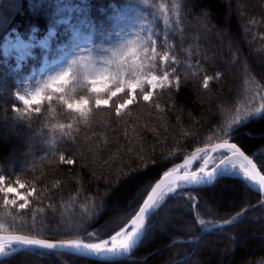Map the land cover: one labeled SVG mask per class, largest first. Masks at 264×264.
I'll return each mask as SVG.
<instances>
[{"label":"trees","instance_id":"1","mask_svg":"<svg viewBox=\"0 0 264 264\" xmlns=\"http://www.w3.org/2000/svg\"><path fill=\"white\" fill-rule=\"evenodd\" d=\"M2 3L7 12L0 10V44L10 30L27 39L31 33L42 38L54 28L55 36L48 37L46 48L30 47L19 67L0 52V134L5 127L11 134L0 140V174L5 184L18 178L26 190L36 189L23 210L6 209L0 193V233L51 241L109 238L135 215L163 172L227 138L264 172V111L243 116L264 105V0ZM148 37L159 52L175 57L164 70L170 79L179 78V87L159 89L144 101L150 90L145 84L117 115V106L129 97L125 84L108 106L97 108L95 99L107 98V90L98 97L91 80L103 87V77L115 73L131 42L150 44ZM57 56L61 60L54 62ZM42 58L47 64L40 74ZM134 59L139 62L134 57L126 64ZM155 64L146 71L162 75L159 57ZM61 72L69 73L66 82L53 87L63 91L46 89L53 99L39 105L40 113L13 110L24 107L17 94L28 95ZM206 77H211L207 88ZM61 96L68 102L88 99L87 116L69 110ZM237 110L241 123L229 128ZM259 201L244 180L223 175L209 186L169 195L148 220L135 251L138 260L103 263L21 251L0 264H188L195 258L198 264H264V241L252 234H264V205L251 208ZM233 217L234 223L201 233L199 219L215 225ZM100 232L103 239L89 236Z\"/></svg>","mask_w":264,"mask_h":264},{"label":"snow or ice","instance_id":"2","mask_svg":"<svg viewBox=\"0 0 264 264\" xmlns=\"http://www.w3.org/2000/svg\"><path fill=\"white\" fill-rule=\"evenodd\" d=\"M162 10L163 6H162ZM147 42H131L132 48L129 50L124 60L120 61L118 67L113 75L103 77V87H96L97 80H91L93 87L91 92L97 94L104 93L107 90V98H96L95 106L97 108L101 106H108L113 97H116L118 93L125 91V84L129 89L130 98L126 99L122 104H119L116 108V113L119 115L123 109H126L128 105L135 102V91L137 88L141 92L144 91V85L147 84L151 89H165L170 87H179V78L170 79V72L164 70L169 62L175 63V57L170 56L168 52H159L157 50L156 42L148 37ZM123 55V54H122ZM137 58L133 60L131 65L126 64V60L129 58ZM159 57L162 75L158 76L151 72H147V69H153L156 67L155 61ZM126 71H122L125 69ZM69 75L68 72L58 73L56 76L50 77V81H46L42 87L36 88L28 95L17 94V99L22 102L23 109L15 108L14 111L18 113H27L29 110L36 113H40L41 109L39 105L45 100L52 101V95H45V90L51 88L52 92H62V87H53L57 82L63 84L66 82V77ZM130 75L135 77L134 80L125 81L124 76ZM150 76V78H148ZM211 77L204 79L203 86L205 88L209 85ZM111 81L114 90L109 89L107 81ZM153 92L148 91L143 94V100L149 101L152 98ZM69 110L79 112L82 116H87L89 109V100L81 97L75 102H68L64 100V97H60ZM264 100V97H261ZM35 106V107H33ZM157 107H159L157 105ZM264 111V105L255 108L254 112L244 113V118L248 115L259 114ZM241 123V111L237 110V116L233 118L228 127L232 128L234 125ZM61 128L64 125H60ZM70 127V125H69ZM223 149L230 155H225L219 162L215 164V157L209 155L210 151H217ZM198 153L203 154V164L198 171L189 170V161H185L183 168V174H180L177 168L171 169L169 172L164 173V178L161 179L154 187L151 188V192L147 195V198L143 201V205L139 208L138 212L131 218L130 224L126 227L120 228L115 235L111 236L110 240H100L96 243L85 242L83 239H64L59 241H51L47 239L27 238L24 236H12L8 238L0 237V240L7 241V245L10 247L14 244H19L27 247H35L40 249H56L65 248L75 250L77 253L85 251L87 253H109L114 256H121L131 250L141 239L142 235L146 230L145 220L149 217L156 208L165 200V197L170 193L176 192L179 187L189 185H208L211 184L218 176L228 175L232 172H239L243 175V178L253 184L259 185V189L264 192V175L257 170V165L253 163L252 159L246 156L236 144L229 143L227 140L222 143L214 145L211 149H197ZM195 158V155L194 157ZM62 162L72 164L73 160H65L64 156H60ZM213 162L214 166L211 170H208L209 162ZM6 177L0 174V193L4 195L3 206L7 208H17L23 210L28 207L29 200L28 196H33L36 189L33 187L27 194L18 191V188H25L26 185L22 183L18 178L15 180V184L18 187H14L11 183L5 184ZM9 195H12L13 199H9ZM190 200H194V197L189 196ZM22 200L23 203L18 201ZM240 215L239 213L237 214ZM236 217H233L235 220ZM224 223H232V221L225 220ZM198 224L207 230V226L211 224L210 221L199 219ZM215 227L216 225H212ZM4 225L0 223V228ZM94 235L89 233V236ZM5 254V245L0 243V255Z\"/></svg>","mask_w":264,"mask_h":264},{"label":"rangeland","instance_id":"3","mask_svg":"<svg viewBox=\"0 0 264 264\" xmlns=\"http://www.w3.org/2000/svg\"><path fill=\"white\" fill-rule=\"evenodd\" d=\"M5 3H2L0 5V10H2V11L5 10ZM6 10L3 13H1V14L3 15L5 12H7ZM31 31H34V29H32ZM53 36H55L54 28L48 29L46 35L43 36L42 38H37L34 34L31 33V34H29L27 39L22 38L19 34L16 33L15 30H10L8 33L5 34L3 40H2V42L0 44V52H1V55L3 57H5V58H8V57L12 56V60L15 63V67H19V66H21V63L24 60L25 56L29 55V48L30 47L39 46V47H42V48H46L48 46V37H53ZM60 60H61V57L57 56V58L54 60V62H58ZM46 64H47V60L45 58H42V65L40 66V69H39L40 74H42L43 72L46 71ZM157 90H159V89L153 90L150 87L149 91H152L153 94H154ZM128 98H130V95H129ZM10 136H11V134L9 133V130L5 127L4 130H3V133L0 134V140L1 139H7ZM224 155H225V153L220 152V153H215L211 157H215L214 163L217 164L224 157ZM214 163L211 162V161L209 162L208 170H211V168L214 166ZM202 164H203V156L201 157V159H199V161L196 163V165L190 171H198L199 168L202 166ZM258 168L260 170L259 166H258ZM261 173L264 175V172L261 171ZM228 175L241 177V179H243V175L240 174L238 171L237 172H232V173H230ZM243 180L246 182L247 186H249L252 189L254 188V186H252V184L249 181H247L245 179H243ZM13 186L14 187H18L15 183L13 184ZM25 188H22V189L18 188V191H20L21 193L27 194V192H29V190L28 189L26 190ZM170 194H172V193H170ZM2 196H3V199H4V195L3 194H2ZM13 198H15V197H13L12 195H9V199H13ZM23 202L24 201H22V200L18 201V203H23ZM261 206H263V205H261ZM251 207H253V206H251ZM249 209H251V208H249ZM236 220H237V217H236L235 220H233V218H232L230 221H236ZM125 226L126 225H124L123 227H125ZM262 226H264V223L262 224ZM119 230H117V231H119ZM117 231L112 233L110 235V237L113 236ZM252 234L255 237H258L259 239L264 241V234L263 233L255 230ZM100 235H101V232L98 233L97 235L94 234V235L91 236V239H93V240H95V239H103V238L100 237ZM13 249H15V248H13ZM35 251H41V250H29L27 252H35ZM134 257H135V260H138V258H139V257H137L136 254L134 255ZM188 264H198V260L195 258V259L189 261Z\"/></svg>","mask_w":264,"mask_h":264},{"label":"water","instance_id":"4","mask_svg":"<svg viewBox=\"0 0 264 264\" xmlns=\"http://www.w3.org/2000/svg\"><path fill=\"white\" fill-rule=\"evenodd\" d=\"M229 143H232L231 142V139L230 138H227L226 139ZM219 143H222V142H218L216 144H219ZM214 144V145H216ZM233 144V143H232ZM214 145L212 146H209V147H206V148H202V149H211ZM241 150V149H240ZM242 151V150H241ZM220 152H223V153H226L225 150L223 149H220V150H217V151H210L209 152V155L212 156L214 155L215 153H220ZM243 152V151H242ZM244 153V152H243ZM227 155H230L229 153H226ZM245 154V153H244ZM195 155V158H193ZM246 156H248L247 154H245ZM203 156L202 153H198L197 150L192 152L189 156H186L181 162L177 163L176 165L170 167L169 169H167L165 172H163L160 177L156 180V182L152 185V187L155 186L156 183H158L161 179L164 178V173L166 172H169L171 169L173 168H177L180 172V174H183V171H184V168H183V165L185 163V161H189V170H191V168L195 165L196 162L199 161V159H201V157ZM249 157V156H248ZM250 158V157H249ZM252 159V158H250ZM253 161V160H252ZM220 162V161H219ZM219 162L217 164H219ZM253 163H255L253 161ZM257 170L261 173V171L259 170V168L257 167ZM262 174V173H261ZM263 175V174H262ZM219 177V176H218ZM217 177V178H218ZM215 181V180H214ZM213 181V182H214ZM212 182V183H213ZM211 183V184H212ZM211 184H208V185H189V186H184V187H179L177 188L176 190H179V189H184V188H201V187H205V186H209ZM151 187V188H152ZM151 188L150 190L148 191L147 195L151 192ZM253 190L260 196L261 200L255 204L253 207L251 208H254V207H257V206H261V205H264V192H262L260 189H259V185L256 184V187L253 188ZM147 195L145 196L144 200L147 198ZM167 199V196L165 197V200ZM143 200V201H144ZM164 200V201H165ZM163 201V202H164ZM162 202V203H163ZM161 203V204H162ZM160 204V206H161ZM143 205V202L141 203L140 207ZM159 206V207H160ZM139 207V208H140ZM158 207V208H159ZM138 208V210H139ZM158 208H156L155 210H157ZM137 210V212H138ZM151 216V215H150ZM149 217L146 218L145 220V224H146V229H147V224H148V220H149ZM131 221V220H130ZM130 221L126 224V226L128 224H130ZM232 223H219V224H215L216 226L213 227L212 225L211 226H208L207 227V230H205L204 228L202 229V233H206L210 230H213V229H218V228H222V227H225V226H228ZM125 226V227H126ZM145 233H146V230L144 232V234L142 235L141 239L138 241V243L131 249L129 250L127 253L117 257V256H107V255H101V254H97V253H87L85 251H81L79 253H77L75 250H72V249H65V248H56V249H40V248H35V247H27V246H23V245H18L17 248H15L14 250H12L11 252H9L8 254H6L5 256L1 257L0 258V261L3 260V259H6L12 255H15L21 251H29V250H41V251H45V252H51V253H57V254H66V255H71V256H76V257H79V258H84V259H87V260H94V261H98V262H103V263H117V262H129V261H132V260H135V257H134V254H135V251L138 249L142 239L144 238L145 236ZM115 235V234H114ZM12 236H24V235H20V234H4V233H0V237H4V238H8V237H12ZM24 237H27V238H32V237H28V236H24ZM111 238V237H110ZM110 238L106 239V240H110ZM38 239V238H37ZM198 240V239H197ZM196 240V241H197Z\"/></svg>","mask_w":264,"mask_h":264},{"label":"bare ground","instance_id":"5","mask_svg":"<svg viewBox=\"0 0 264 264\" xmlns=\"http://www.w3.org/2000/svg\"><path fill=\"white\" fill-rule=\"evenodd\" d=\"M243 179H244V178H243ZM250 183H251V182H250ZM251 184H252V186L256 187V184H253V183H251ZM97 242H99V241H97ZM0 243H2V244L5 245V254L0 255V258L3 257V256H5V255L8 254L9 252H11V250H12L13 248H17L18 245H19V244H14V245H12V246L9 247V246L7 245V241H6V239H5V240H0ZM93 243H96V242H93ZM11 248H12V249H11ZM97 254L107 255V256H114L113 254H109V253H97Z\"/></svg>","mask_w":264,"mask_h":264}]
</instances>
